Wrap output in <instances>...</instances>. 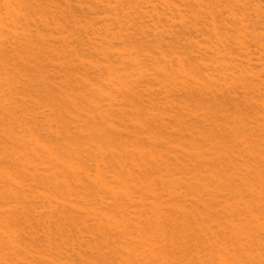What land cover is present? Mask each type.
<instances>
[{
    "label": "bare ground",
    "instance_id": "obj_1",
    "mask_svg": "<svg viewBox=\"0 0 264 264\" xmlns=\"http://www.w3.org/2000/svg\"><path fill=\"white\" fill-rule=\"evenodd\" d=\"M0 264H264V0H0Z\"/></svg>",
    "mask_w": 264,
    "mask_h": 264
}]
</instances>
